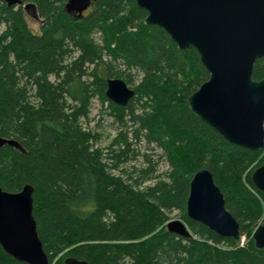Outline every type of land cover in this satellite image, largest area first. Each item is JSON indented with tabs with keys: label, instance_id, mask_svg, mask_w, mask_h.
<instances>
[{
	"label": "trees",
	"instance_id": "16d2710c",
	"mask_svg": "<svg viewBox=\"0 0 264 264\" xmlns=\"http://www.w3.org/2000/svg\"><path fill=\"white\" fill-rule=\"evenodd\" d=\"M42 19L34 33L22 5L0 0V135L25 151L0 149V185L34 187L37 229L52 264L68 256L90 264H264L252 234L264 220L253 170L264 150L234 146L193 114L189 96L209 78L195 49L145 24L135 0H95L81 18L68 0H24ZM135 89L126 106L106 96L107 80ZM253 78L264 79V58ZM97 99L117 133L100 145L84 125ZM162 165L164 167H162ZM209 169L240 239L186 215L190 180ZM178 210L191 237L167 230ZM0 264L15 260L0 245Z\"/></svg>",
	"mask_w": 264,
	"mask_h": 264
},
{
	"label": "water",
	"instance_id": "95a60500",
	"mask_svg": "<svg viewBox=\"0 0 264 264\" xmlns=\"http://www.w3.org/2000/svg\"><path fill=\"white\" fill-rule=\"evenodd\" d=\"M22 5L26 14L42 21L32 1L2 0ZM95 0H68L65 9L81 18ZM147 12L145 24L163 28L181 50L195 49L209 78L188 98L194 115L230 144L264 150V79L253 78L254 66L264 58V0H135ZM135 89L121 78L107 80L106 96L126 106ZM9 145L25 151L21 143L0 135V149ZM251 180L264 193V163ZM34 187L27 183L16 192L0 185V245L15 260L26 264H52L44 248L34 215ZM186 215L220 236L240 239V225L226 207L213 173L203 168L190 180ZM167 230L191 237L188 224L171 219ZM252 238L264 249V220ZM64 264H90L73 256Z\"/></svg>",
	"mask_w": 264,
	"mask_h": 264
},
{
	"label": "rangeland",
	"instance_id": "374dc122",
	"mask_svg": "<svg viewBox=\"0 0 264 264\" xmlns=\"http://www.w3.org/2000/svg\"><path fill=\"white\" fill-rule=\"evenodd\" d=\"M27 22L30 29L34 33H40V27L42 21L27 15ZM84 125L87 126L89 129H94L96 133H98L100 137V141L98 142V144L100 143V145L103 146L108 144L111 138H113L117 133L116 130L117 124L113 122V117L110 115L107 106H103V109H101V104L97 99L93 101L91 113L89 117L86 120H84ZM162 167L164 166L162 165ZM171 219H182L180 212L178 210H174L170 214V220ZM249 239H250V235L246 233L239 240V244L240 245L246 244Z\"/></svg>",
	"mask_w": 264,
	"mask_h": 264
}]
</instances>
